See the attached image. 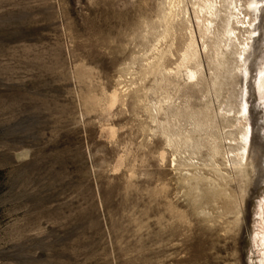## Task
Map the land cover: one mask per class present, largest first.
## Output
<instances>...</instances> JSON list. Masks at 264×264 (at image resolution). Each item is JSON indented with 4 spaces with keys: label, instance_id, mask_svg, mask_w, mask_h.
<instances>
[{
    "label": "rangeland",
    "instance_id": "obj_1",
    "mask_svg": "<svg viewBox=\"0 0 264 264\" xmlns=\"http://www.w3.org/2000/svg\"><path fill=\"white\" fill-rule=\"evenodd\" d=\"M248 1L227 44V4L204 35L198 0H0V264H264Z\"/></svg>",
    "mask_w": 264,
    "mask_h": 264
},
{
    "label": "bare ground",
    "instance_id": "obj_2",
    "mask_svg": "<svg viewBox=\"0 0 264 264\" xmlns=\"http://www.w3.org/2000/svg\"><path fill=\"white\" fill-rule=\"evenodd\" d=\"M239 0H198V9L199 13L202 15H197V24H198V29H200L201 33L204 35H207V33H212V27L214 26V21L216 18L219 17V14H221L222 9L221 7L227 4L226 9H228L227 13V18H226V26L227 28L225 31L222 33V38H220V41L228 43H234L235 40H239V36L237 34V29L238 26H243L244 24H248V26L252 25L253 19L247 17V13H244V10L240 8L238 5ZM218 4L219 7H218ZM246 10L251 9L253 11H258L260 10V0H249L247 3ZM243 7V6H242ZM246 18H249V20L246 21ZM247 26V25H246ZM214 28V27H213ZM255 30L250 31V33H254ZM252 38V37H250ZM194 39V38H193ZM219 41V42H220ZM239 44L243 45V67H244V73L248 75L249 69L247 67V59L248 56L246 55L249 51L250 43L249 42H240ZM191 77L196 76V72L193 70H190L189 72ZM243 110L245 112H249V106H248V101H244L243 105ZM250 130V128H249ZM251 131H248L247 133L244 134V141L246 145L251 142L250 139V133ZM262 241L264 242V234L262 237Z\"/></svg>",
    "mask_w": 264,
    "mask_h": 264
}]
</instances>
